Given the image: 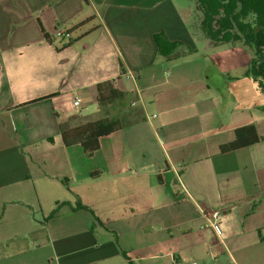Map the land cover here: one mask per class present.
Masks as SVG:
<instances>
[{
    "label": "crops",
    "instance_id": "1",
    "mask_svg": "<svg viewBox=\"0 0 264 264\" xmlns=\"http://www.w3.org/2000/svg\"><path fill=\"white\" fill-rule=\"evenodd\" d=\"M187 11L176 0H0V264H264L253 55L196 44ZM58 26L87 41L60 49ZM157 34L175 51L161 55ZM107 80L144 119L87 157L58 125L98 117ZM249 125L260 142L219 152ZM211 210L217 235L202 228Z\"/></svg>",
    "mask_w": 264,
    "mask_h": 264
},
{
    "label": "trees",
    "instance_id": "2",
    "mask_svg": "<svg viewBox=\"0 0 264 264\" xmlns=\"http://www.w3.org/2000/svg\"><path fill=\"white\" fill-rule=\"evenodd\" d=\"M199 30L202 38L214 46L227 45L251 50L253 58L247 70V76L257 83L264 94V0H197ZM39 23V22H38ZM45 41L52 44V39L39 23ZM67 34H69L67 32ZM67 42L60 49L73 45L78 39ZM158 52L170 55L177 46L167 42L162 34L154 36ZM59 50V49H57ZM125 93L114 87V81L107 80L96 85V105L99 118L72 116L58 125L60 138L65 147L79 145L85 156L89 157L99 149V140L103 137L133 125L144 119L141 110L131 114L130 106L124 101ZM120 106L122 110L114 106ZM115 109L109 114L106 107ZM120 116V118H118ZM136 118L130 121L129 117ZM82 123L72 124L76 121ZM254 125L235 129L232 141L219 146L221 154L236 151L260 142ZM97 175V174H92Z\"/></svg>",
    "mask_w": 264,
    "mask_h": 264
},
{
    "label": "rangeland",
    "instance_id": "3",
    "mask_svg": "<svg viewBox=\"0 0 264 264\" xmlns=\"http://www.w3.org/2000/svg\"><path fill=\"white\" fill-rule=\"evenodd\" d=\"M196 1L197 0H176V2L178 3V5H180V6H182V7H185V8H189V11H187L186 13H185V16H186V19L187 20H189L188 21V24H187V29H188V31L191 33V35L193 36V38H194V42L196 43V44H200L202 41L200 40V38H201V36H202V33H201V31L198 29L199 28V26H198V23H199V16H200V13L197 11V8L195 9V7H196ZM59 28H58V31H61V32H63V33H69V36H74V37H76V36H78L79 35V32L78 31H76L75 32V30L77 29V27H75L73 30H66V29H64L63 27H61V26H58ZM68 29V28H67ZM55 36V35H54ZM83 39V38H82ZM67 42V40L66 39H63V40H59V39H57L56 38V40H55V42L58 44V43H60V44H62V43H64V42ZM79 41V43H81L82 41H87V40H81L80 38H78V40H77V42ZM76 42V43H77ZM209 45L210 46H212V44L211 43H209ZM215 50H209V53H207L208 55H211V54H213V52H214ZM251 51V50H250ZM263 55H264V48H263ZM187 60H189V61H194L191 65H189V66H196V67H199L200 65H202V62H201V60H199L198 58H195V57H191V58H188ZM216 60H220L219 59V57H216ZM126 106H130L129 104H127L126 103ZM114 107H116V108H119L120 110H122V108L120 107V106H118V105H116V106H114ZM106 109H107V111H108V113L109 114H115L116 113V110L113 108V109H111L110 108V106H108V107H106ZM130 110H131V114L133 115V114H135L136 112H138L139 110H140V108L139 107H137V106H130ZM93 113V111H92V108H89L88 106H87V108L83 111V114H85V115H89V114H92ZM76 116H79V115H76ZM95 119L96 118H99V115H98V117H94ZM118 118H120V116L118 117ZM129 120L130 121H134V120H136V118H134L133 116H131V117H129ZM77 123H82V120L81 121H76V122H73L72 124L74 125V124H77Z\"/></svg>",
    "mask_w": 264,
    "mask_h": 264
},
{
    "label": "built area",
    "instance_id": "4",
    "mask_svg": "<svg viewBox=\"0 0 264 264\" xmlns=\"http://www.w3.org/2000/svg\"><path fill=\"white\" fill-rule=\"evenodd\" d=\"M54 37L59 39V40H63V39H68L69 38V34L67 33H63L61 31H58L56 30L54 32ZM128 78V76L126 77ZM73 105L74 106H78L79 103L77 100H75L73 102ZM205 224L203 225L202 228L204 229H208L212 232H214V234H218L219 232V223L221 221V218H222V214H221V211H218V210H211V211H208L206 214H205ZM234 264V263H232Z\"/></svg>",
    "mask_w": 264,
    "mask_h": 264
}]
</instances>
